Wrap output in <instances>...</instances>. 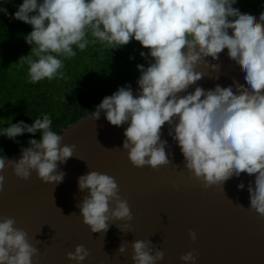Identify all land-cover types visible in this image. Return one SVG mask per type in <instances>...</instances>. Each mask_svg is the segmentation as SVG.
Here are the masks:
<instances>
[{
	"label": "clouds",
	"instance_id": "clouds-1",
	"mask_svg": "<svg viewBox=\"0 0 264 264\" xmlns=\"http://www.w3.org/2000/svg\"><path fill=\"white\" fill-rule=\"evenodd\" d=\"M236 2L23 0L13 17L32 26L25 36L32 47L18 62L28 65L30 83L64 79V59L76 56L74 47L83 51L89 43L99 42L115 49L133 39L138 41L149 50L140 55L151 58L147 67L137 65L138 94H133L130 85L119 87L102 99L90 117L98 120L103 111L111 125L128 123L123 149L138 168L157 169L171 163L165 150L168 142L161 139L167 124L168 135L184 157V167L204 188L223 187L241 173L255 175L254 183L248 185L250 207L264 217V12L259 18L241 13L233 7ZM224 49L240 66L246 83L234 80L227 87L217 84L205 90L197 86L187 92L205 76L196 68L203 65L217 70L219 65L206 57L218 60ZM51 125L50 116L44 114L31 124L19 121L3 128L0 135L10 139L37 131L41 137L29 139L18 160L0 157V173L11 167L17 177L26 180L35 170L45 183L62 182L65 173L58 171V164L74 156L75 145H62V136ZM4 179L0 174V191ZM78 187L88 190L77 207L91 232L106 233L110 220L133 219L114 177L91 170L78 178ZM237 187L243 189L245 185L241 182ZM15 223L12 217L0 218V264H34V259L38 264L39 249L29 242L24 229L14 227ZM117 227L126 232L130 226L125 223ZM189 236L196 240L194 231L189 230ZM127 244L126 240L121 242L120 254L126 252ZM131 247L134 264H156L164 258V252L154 250L149 239H136ZM89 255L82 244L66 252L67 258L77 264ZM180 259L195 264L197 256L189 251Z\"/></svg>",
	"mask_w": 264,
	"mask_h": 264
},
{
	"label": "water",
	"instance_id": "water-1",
	"mask_svg": "<svg viewBox=\"0 0 264 264\" xmlns=\"http://www.w3.org/2000/svg\"><path fill=\"white\" fill-rule=\"evenodd\" d=\"M206 59L219 68L214 71L198 66L196 70L205 76L187 92L197 86L205 90L217 84L227 87L234 80L246 83L243 71L229 59L227 49L218 60L210 56ZM129 85L137 95V80ZM91 113L59 133L62 145H75L74 156L58 164V171L65 173L62 182L45 183L35 170L26 180L17 177L11 167L0 173L5 177L0 191V218H14V227L28 233L29 242L39 249L38 264H77L67 258L66 252L74 251L78 244L90 253L82 264H134L131 242L136 239H149L154 250L164 252L163 260L156 264H192L180 259L189 251L197 256L195 264H264V217L251 209L248 191L255 175L241 173L228 179L223 187L204 188L184 167V157L168 135L167 124L161 139L168 142L165 150L171 163L157 169L135 167L123 149L128 123L111 125L103 111L94 121ZM21 156L19 151L6 158L18 160ZM91 170L115 178L119 195L130 206L131 221L110 220L106 233L91 232L83 222L77 204L88 190L79 189L78 178ZM241 182L243 189L237 187ZM125 223L130 227L122 232L117 226ZM189 230L196 233L195 241ZM124 240L128 241L127 250L120 254L118 248Z\"/></svg>",
	"mask_w": 264,
	"mask_h": 264
},
{
	"label": "trees",
	"instance_id": "trees-1",
	"mask_svg": "<svg viewBox=\"0 0 264 264\" xmlns=\"http://www.w3.org/2000/svg\"><path fill=\"white\" fill-rule=\"evenodd\" d=\"M22 3L23 0H0V131L10 123L31 124L48 114L52 120L51 129L59 134L71 123L95 111L105 96L138 80L137 65L147 67L151 59L140 55L149 50L134 39L115 49L99 42L89 43L83 51L74 47L75 57H61L64 79L45 78L30 83L28 65L18 61L30 52L32 46L25 36L32 31V26L13 17ZM233 7L241 13L259 16L264 12V0H237ZM40 137L39 131L35 134L25 132L15 139L0 135V157L19 152L28 146L29 139Z\"/></svg>",
	"mask_w": 264,
	"mask_h": 264
}]
</instances>
